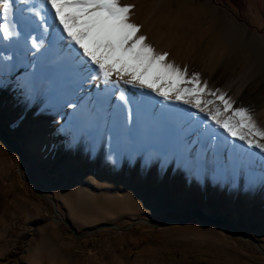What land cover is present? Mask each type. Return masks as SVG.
Segmentation results:
<instances>
[{
    "label": "rangeland",
    "instance_id": "obj_1",
    "mask_svg": "<svg viewBox=\"0 0 264 264\" xmlns=\"http://www.w3.org/2000/svg\"><path fill=\"white\" fill-rule=\"evenodd\" d=\"M145 1L148 7L153 3ZM163 1L166 9L203 8V21L213 22L209 35L216 36L217 41L220 36H230L232 51L213 73L204 71L200 63L190 68V72L203 70L202 81H208L210 88L221 89L230 79L246 72L244 59L252 54V46L258 49L259 76L252 79L236 106H250L255 116L264 119V0ZM24 90L17 86L20 93L14 100H0V264H45L50 260L51 264H264L260 251L264 253V179H250L248 174L252 163L264 166L260 152L249 159L246 149L230 148L231 137L227 134L208 133L204 149L197 140L183 152L176 151L164 173L161 169L165 160L158 151L150 159L145 150L136 153L133 160L125 153L123 165L113 169L105 167L111 118L107 116L98 150V168L92 172L80 165L89 162L93 155V120L87 113L81 124L82 133L74 143V166L69 164L72 138L56 157L39 159L26 150V139L31 135L30 118L42 112L44 99L36 100ZM77 92L78 86L71 90L72 103L76 105ZM15 113L19 117L28 113V122L17 123ZM44 114V121L55 118L58 125L72 120L67 106H61L59 113L50 108ZM200 159L206 164L203 183L195 177ZM219 159L226 169L227 181L216 174ZM237 159L241 178L234 182L231 170ZM23 178L34 181L37 190ZM11 204L14 208L7 212ZM77 210L80 212L76 213ZM193 210L225 218L227 222H213L198 214L178 221ZM62 219L71 224L73 231ZM139 219L158 226L177 223L164 228L140 223L125 229ZM103 225L118 228L100 229ZM233 227L247 239L237 237ZM54 232L72 245L76 261L49 255V249H44L41 256L35 255L44 235ZM248 238L255 240L260 249Z\"/></svg>",
    "mask_w": 264,
    "mask_h": 264
},
{
    "label": "bare ground",
    "instance_id": "obj_2",
    "mask_svg": "<svg viewBox=\"0 0 264 264\" xmlns=\"http://www.w3.org/2000/svg\"><path fill=\"white\" fill-rule=\"evenodd\" d=\"M151 1L153 3L148 7L145 0H121L122 4L134 5L130 18L133 22L142 25L141 32L147 36V42L151 43L158 51L168 52L170 61H174L181 67L187 66L189 73L192 72H190L191 66L199 63L203 66L204 71L213 73L232 51V45L228 39L230 36H220L217 41L216 36L209 35L213 31V22L203 21V16H206L203 8L182 6L180 9L172 10L165 8L163 0ZM14 9V20L20 35L11 39H5L0 35V100H14L18 93L17 86H23L24 92L27 95H32L34 99H44L42 112L37 114L34 119L30 118L28 125L31 135L26 139V150L32 156L51 160L61 150L69 146L68 140L72 138L73 145L70 147L69 164L74 166L77 163L74 156V143L82 133L81 124L87 117V113L93 120V133L91 132L94 138L93 155L89 162L80 163V165L88 167L92 172L98 168V150L102 142L104 119L107 116L111 118L107 142L108 157L105 167L113 169L123 165L125 153L133 160L136 153L145 150L147 158L150 159L154 156L155 151H158L165 160L161 169V172L164 173L168 169L167 163L176 151L183 152V149H188L197 140L200 141L201 148L204 149L205 135L208 133L219 136L226 134L223 130L217 129L214 123L205 124L207 120L205 114L198 113V110L181 102L166 101L149 89H141L123 82L117 86L106 85L99 79L89 80L72 59L68 48L57 39L59 33L55 30L57 26L52 23L51 12L48 11L49 5L42 3V0H30L27 4H15ZM46 13V19H42ZM3 22V16L0 15V23ZM40 24L44 25L43 29L38 27ZM30 36L42 41V46L38 51L31 47L28 39ZM252 47V54L244 59L248 67H246V72L236 75L221 88L236 101V104L245 96L252 79L259 76L260 56L258 49L255 46ZM20 57H24L23 60ZM17 61L20 65H17ZM202 71H200L201 79L204 76V71ZM76 86H78L77 106L75 108L68 107V102L74 100L71 90ZM121 93H124L126 101L119 99ZM61 106L68 107L71 121L65 120L60 125L53 121L55 118L47 122L44 121L45 112L54 108L59 113ZM64 110L67 109L64 108ZM13 118L20 124L28 122L29 115L27 113L19 117L15 113ZM255 119L264 127V119L259 116H255ZM125 133L128 134V137L125 136ZM237 146L248 151L249 159L256 152H260L258 149L249 148L238 139L231 138L230 148ZM209 148L213 149L212 146ZM20 152L22 151L20 150ZM261 154L264 156V153ZM222 163L220 159L217 161L216 174L227 181L229 179ZM239 165L240 159L235 160L231 170L234 182H238L241 178ZM206 174V164L203 159H200L195 177L203 183L206 180ZM248 174L250 179L263 180L264 166L252 163ZM13 208V204L9 205L7 212ZM81 212L83 211L81 210ZM109 212L111 213V211ZM58 215L60 216V214ZM198 215L207 220L211 219L210 215L205 212ZM223 221L227 222L225 219ZM56 223L58 224V221ZM71 247V244L63 241L55 232L53 234L46 233L39 243L35 255L41 256L44 254V249H49V255L66 256L76 261ZM260 251L264 255L261 249ZM50 261L45 264H51ZM143 263L135 262L134 264ZM33 264H40V262L33 261Z\"/></svg>",
    "mask_w": 264,
    "mask_h": 264
},
{
    "label": "snow or ice",
    "instance_id": "obj_3",
    "mask_svg": "<svg viewBox=\"0 0 264 264\" xmlns=\"http://www.w3.org/2000/svg\"><path fill=\"white\" fill-rule=\"evenodd\" d=\"M30 0H0V35L18 37L14 5ZM49 5L52 23L72 59L89 80L104 84L121 82L149 89L166 101L175 100L203 113L205 124L214 123L229 137L264 153V127L255 119L250 106H235L236 101L219 88H210L199 72L189 73L168 59L169 53L158 51L141 32L142 25L131 20L134 5L121 0H42ZM36 15H39L36 13ZM11 17V18H10ZM47 13L44 18L46 19ZM44 28L43 24L38 25ZM31 47L39 50L42 41L30 36ZM127 77V79H125ZM126 101L124 93L119 96ZM68 107L77 105L71 101ZM197 113V114H198ZM195 115V114H194Z\"/></svg>",
    "mask_w": 264,
    "mask_h": 264
},
{
    "label": "water",
    "instance_id": "obj_4",
    "mask_svg": "<svg viewBox=\"0 0 264 264\" xmlns=\"http://www.w3.org/2000/svg\"><path fill=\"white\" fill-rule=\"evenodd\" d=\"M5 133V132H4ZM6 134V133H5ZM10 138V137H9ZM10 141L14 144V146H17L14 142H13V140L10 138ZM18 147V146H17ZM20 149V148H19ZM22 151V150H21ZM23 152V151H22ZM22 152H21V154H22ZM24 179V178H23ZM26 182H28V183H31L33 186H34V190L36 191L37 190V185L35 184V182L34 181H30V180H26V179H24ZM38 195L41 197V198H43L44 200H47V201H50V202H53V203H55L54 202V200L53 199H50V198H48V197H46V196H43L42 194H39L38 193ZM55 206V211H56V205H54ZM199 213H203L202 211H199V210H193L191 213H189L188 215H186V216H184L182 219H180V220H178V221H181V220H184V219H186V218H188V217H190V216H192V215H194V214H199ZM209 218H211L210 220L211 221H213V222H224L223 220L225 219V218H215V217H213V216H210ZM62 221L65 223V224H67L68 226H69V228L71 229V231H73V227L71 226V224L69 223V222H66L64 219H62ZM177 221H175V222H172V223H168V224H165V225H160V226H158V225H155V224H153L150 220H146V219H139V220H136V221H134L133 222V224H131L130 226H128L127 228H125L126 230L127 229H130V228H132L133 226H135V225H137V224H140V223H146V224H148V225H150V226H152V227H154V228H164V227H169V226H172V225H174L175 223H176ZM226 223V222H225ZM228 224H233L231 221H228ZM103 228H118L117 226H114V225H103L102 227H100V229H103ZM232 230H233V232H234V234L237 236V237H239V238H244V237H242V236H240L238 233H237V230H236V228L235 227H233L232 228ZM244 239H247V238H244ZM249 240H251V241H253L255 244H256V246H257V248H258V250H259V245H258V243L256 242V241H254L253 239H250V238H248Z\"/></svg>",
    "mask_w": 264,
    "mask_h": 264
}]
</instances>
